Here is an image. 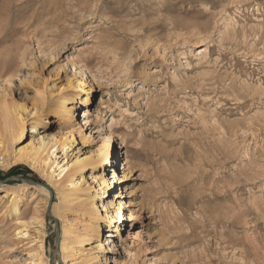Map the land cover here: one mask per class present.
I'll return each instance as SVG.
<instances>
[{
    "label": "rangeland",
    "instance_id": "obj_1",
    "mask_svg": "<svg viewBox=\"0 0 264 264\" xmlns=\"http://www.w3.org/2000/svg\"><path fill=\"white\" fill-rule=\"evenodd\" d=\"M0 142V264H264V0H0Z\"/></svg>",
    "mask_w": 264,
    "mask_h": 264
},
{
    "label": "bare ground",
    "instance_id": "obj_2",
    "mask_svg": "<svg viewBox=\"0 0 264 264\" xmlns=\"http://www.w3.org/2000/svg\"><path fill=\"white\" fill-rule=\"evenodd\" d=\"M79 1H82V0H79ZM85 6H86V4H85ZM59 15H60V13H59ZM80 85H82V84H80ZM81 89L83 90L84 88L81 86ZM80 106L83 107V110H81V112H83L82 121L85 124H87V118H88L89 113H88V111L86 109H84V106H85L84 103L81 104ZM72 108L73 107H71L69 109H66V107L63 106V113L66 116L69 117L70 115H72L71 114L72 113ZM17 114L18 113H14L13 111H8L7 109H4L2 111V117L1 118H2V121L4 123V131L5 132L8 131L11 136L13 135V131L15 130V128H22V119ZM33 128H36V127L34 126ZM111 134L112 133L110 132L108 137L109 136L111 137ZM108 137H105V136L102 137L101 148L99 149V151H98V153L96 154L95 157H93L91 159H85L84 161H81V162H77L75 165H78L81 168H85L88 165L89 166H94V165H98V164L106 165V164L110 163L109 162L110 158H109V153H108V143H109V141H108L109 138ZM65 141H66V138H65L64 141H62V143H65ZM54 143L56 144V142H54ZM54 145H52L47 150V153ZM64 147H65V144L62 146V148H64ZM1 148H2V146H1V142H0V152H1ZM39 154L40 153L37 152V151H32V152H29V153L20 154L19 156H17V159L15 160V162L20 163V164H29L31 166H33L35 164L37 166H40L39 164L41 163V161H40V157H39L40 155ZM51 155H53V153H51ZM43 162H45V160H43ZM11 164H14V163L8 162L7 160H4V161L1 160L0 161V166H2V167H9V166H11ZM111 165L112 164H110L109 167H112ZM66 171H67V169L65 167H61V170L58 173V176L63 175ZM92 179H93L94 182L97 183L98 190L94 193V196H92V198L90 197V199H91L90 200L91 201L90 205L93 207L92 211L94 212V214H98V210H97L96 205L94 203V198L97 197L99 200H102V198H104V196H105L106 188L109 187L110 189H112V185H113V189H114L116 187V185L118 186V185H120L123 182V179H122V177H118V175H116L115 170L111 171V177L109 179L108 178L105 179L103 177H100L99 179H96V177H92ZM115 195L116 194L114 193V196ZM88 196H89V194H88ZM121 206H122L121 202H118V207L120 208ZM119 215H120V210H118V218L120 219L121 217ZM131 217L134 220L135 217H136V213H132ZM95 234L97 235V232ZM113 237H114V234H112V232L107 233L106 234V239H105V240H107L106 242L114 243V241L110 240V238H113ZM119 238L122 241L123 237L120 236ZM116 246H119L118 243L115 244V247Z\"/></svg>",
    "mask_w": 264,
    "mask_h": 264
},
{
    "label": "trees",
    "instance_id": "obj_3",
    "mask_svg": "<svg viewBox=\"0 0 264 264\" xmlns=\"http://www.w3.org/2000/svg\"><path fill=\"white\" fill-rule=\"evenodd\" d=\"M19 171H22V172H29L26 168L22 167V166H14L12 167L8 172H7V176L8 175H14L16 174V172H19Z\"/></svg>",
    "mask_w": 264,
    "mask_h": 264
}]
</instances>
